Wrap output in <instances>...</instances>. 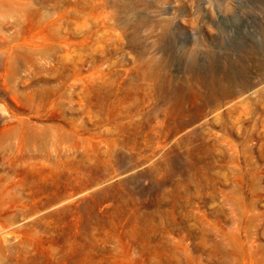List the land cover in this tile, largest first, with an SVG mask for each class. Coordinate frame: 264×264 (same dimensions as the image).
<instances>
[{"label":"rangeland","instance_id":"rangeland-1","mask_svg":"<svg viewBox=\"0 0 264 264\" xmlns=\"http://www.w3.org/2000/svg\"><path fill=\"white\" fill-rule=\"evenodd\" d=\"M0 264H264V0H0Z\"/></svg>","mask_w":264,"mask_h":264}]
</instances>
